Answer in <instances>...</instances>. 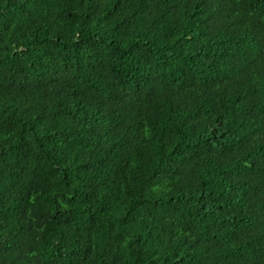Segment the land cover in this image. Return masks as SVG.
Instances as JSON below:
<instances>
[{"label":"trees","instance_id":"obj_1","mask_svg":"<svg viewBox=\"0 0 264 264\" xmlns=\"http://www.w3.org/2000/svg\"><path fill=\"white\" fill-rule=\"evenodd\" d=\"M0 264H264V0H0Z\"/></svg>","mask_w":264,"mask_h":264}]
</instances>
